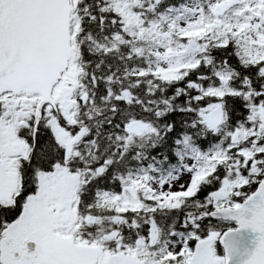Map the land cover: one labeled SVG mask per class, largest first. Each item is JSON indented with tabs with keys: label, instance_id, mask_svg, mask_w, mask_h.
<instances>
[{
	"label": "snow or ice",
	"instance_id": "obj_1",
	"mask_svg": "<svg viewBox=\"0 0 264 264\" xmlns=\"http://www.w3.org/2000/svg\"><path fill=\"white\" fill-rule=\"evenodd\" d=\"M0 264H264V0H0Z\"/></svg>",
	"mask_w": 264,
	"mask_h": 264
}]
</instances>
